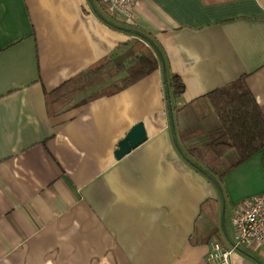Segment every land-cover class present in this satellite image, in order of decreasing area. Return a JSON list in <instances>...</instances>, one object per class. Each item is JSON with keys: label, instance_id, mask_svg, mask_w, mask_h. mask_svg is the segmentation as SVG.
I'll return each instance as SVG.
<instances>
[{"label": "crops", "instance_id": "obj_1", "mask_svg": "<svg viewBox=\"0 0 264 264\" xmlns=\"http://www.w3.org/2000/svg\"><path fill=\"white\" fill-rule=\"evenodd\" d=\"M94 8L105 16L99 0H0V264H208L212 239L234 243V213L264 193V152L223 178V212L217 187L176 147L161 69L49 115L47 94L134 41ZM133 8L134 23L108 22L149 36L184 83L173 122L185 154L221 128L210 93L244 79L264 114V0H138ZM139 123L147 143L117 160ZM191 130L200 134L183 140ZM237 159L232 152L216 171ZM229 209L233 236L222 222ZM230 260L264 264V250L248 244Z\"/></svg>", "mask_w": 264, "mask_h": 264}, {"label": "trees", "instance_id": "obj_2", "mask_svg": "<svg viewBox=\"0 0 264 264\" xmlns=\"http://www.w3.org/2000/svg\"><path fill=\"white\" fill-rule=\"evenodd\" d=\"M98 14L101 15V13ZM111 26L134 37V41L120 46L115 55L105 60L101 59L51 94H47L45 101L49 115H53L58 109L68 105L76 108L98 98L114 96L131 86L138 75H149L159 69L166 71V83L174 113L173 102L184 96L185 85L177 75L169 74L158 45L149 36L136 29H127L113 24ZM122 74H126L127 77L121 79L119 85L118 82H114L92 98L80 104L71 105L77 96L105 83L108 79H116ZM208 97L221 121V128L210 133L211 144L194 148L189 155L184 153L180 145L178 147L192 167L207 177H213L223 191L220 183L229 172L251 160L254 155L264 152V114L244 79L210 93ZM182 134L183 140H191L200 133L197 130H191ZM232 152L238 154L237 162L225 173L219 174L216 170L221 166L225 157ZM215 232L210 234L209 240L218 236Z\"/></svg>", "mask_w": 264, "mask_h": 264}, {"label": "built area", "instance_id": "obj_3", "mask_svg": "<svg viewBox=\"0 0 264 264\" xmlns=\"http://www.w3.org/2000/svg\"><path fill=\"white\" fill-rule=\"evenodd\" d=\"M138 0H99L101 9L109 19L134 23V8ZM238 156V154H237ZM264 169V163H263ZM237 240L227 247L223 240L212 239L208 264H232V254L248 244H257L264 249V193L247 200L237 208L231 220Z\"/></svg>", "mask_w": 264, "mask_h": 264}, {"label": "water", "instance_id": "obj_4", "mask_svg": "<svg viewBox=\"0 0 264 264\" xmlns=\"http://www.w3.org/2000/svg\"><path fill=\"white\" fill-rule=\"evenodd\" d=\"M95 9V8H94ZM98 12L97 9H95ZM99 15V14H98ZM104 22L108 23V24H112L111 22H108L105 18H103L104 16L99 15ZM114 25V24H113ZM165 69H163L164 71ZM164 84L166 86L165 88V93H166V101H167V105H168V113H169V117H170V121L171 122V129H172V134L174 136V140L176 142V147L179 146L178 140H177V134L176 130H175V122H173L174 120V113H173V109H172V103H171V96L169 93V89L167 86V75H166V71H164ZM146 129L143 123H139L137 125H135L130 131L129 133L126 135V137L119 143L118 148L116 149L117 151L115 152V157L117 160H122L124 157H126L127 155H129L133 150H136L138 147L142 146L145 142L147 143V139L148 136L146 135ZM179 149V147H178ZM180 151V150H179ZM182 154V153H181ZM183 155V154H182ZM183 157L185 158V156L183 155ZM187 160V159H186ZM188 161V160H187ZM207 177V176H206ZM209 178V180L217 187L220 195L221 196V202H222V209L223 212L225 211V197L223 196L224 193L223 191L219 188V186L216 184V180L213 179V177H207ZM225 219H224V213H223V223H224ZM233 244V243H232Z\"/></svg>", "mask_w": 264, "mask_h": 264}, {"label": "rangeland", "instance_id": "obj_5", "mask_svg": "<svg viewBox=\"0 0 264 264\" xmlns=\"http://www.w3.org/2000/svg\"><path fill=\"white\" fill-rule=\"evenodd\" d=\"M103 10V9H102ZM103 13H104V11H103ZM105 14V13H104ZM102 15V14H101ZM102 16H104V15H102ZM101 18V17H100ZM103 18H105L107 21H109V20H111V19H109L107 16H104ZM102 19V18H101ZM103 20V19H102ZM130 26H132V25H130ZM127 29H129V28H127ZM125 77H127V75L126 74H122L120 77H118L117 79H115V80H112V82L114 83V82H118V85H119V83H120V81H121V79H123V78H125ZM109 80V79H108ZM95 88V87H94ZM165 99H166V96H165ZM226 209V208H225ZM226 216H225V221L224 222H226V226H227V228H228V231L230 232L229 234L230 235H232L233 236V230H232V225H231V222H230V220H231V218H232V214H231V209H229L228 210V212L225 214ZM219 217H220V215H219ZM220 240V239H219ZM264 250V249H263Z\"/></svg>", "mask_w": 264, "mask_h": 264}, {"label": "bare ground", "instance_id": "obj_6", "mask_svg": "<svg viewBox=\"0 0 264 264\" xmlns=\"http://www.w3.org/2000/svg\"><path fill=\"white\" fill-rule=\"evenodd\" d=\"M235 243V242H234ZM234 243L233 244H230V246H232V245H234ZM229 247V246H228ZM242 249V248H241ZM240 250V249H239Z\"/></svg>", "mask_w": 264, "mask_h": 264}]
</instances>
